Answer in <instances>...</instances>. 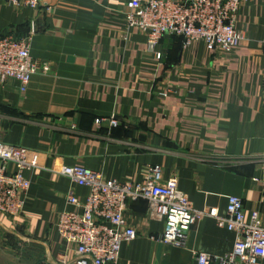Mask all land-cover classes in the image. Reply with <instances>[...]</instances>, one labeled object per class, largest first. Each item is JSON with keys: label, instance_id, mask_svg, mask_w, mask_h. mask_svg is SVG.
Instances as JSON below:
<instances>
[{"label": "crops", "instance_id": "obj_1", "mask_svg": "<svg viewBox=\"0 0 264 264\" xmlns=\"http://www.w3.org/2000/svg\"><path fill=\"white\" fill-rule=\"evenodd\" d=\"M126 10L127 0H47L38 9L0 0V36L33 31L31 54L47 70L25 91L0 82V142L29 148L38 166L25 171L22 216L0 213V264H53L66 250L59 214L80 211L68 194L85 201L90 188L53 170L63 164L132 183L161 166L207 213L178 247L161 241L165 222L148 200L128 203L137 235L123 243L119 264H198L196 252H231L236 233L215 217L226 215L231 195L243 199L247 220L264 216V0L243 3V38L225 55L164 36L158 58Z\"/></svg>", "mask_w": 264, "mask_h": 264}, {"label": "built area", "instance_id": "obj_2", "mask_svg": "<svg viewBox=\"0 0 264 264\" xmlns=\"http://www.w3.org/2000/svg\"><path fill=\"white\" fill-rule=\"evenodd\" d=\"M9 5L38 9L47 0H5ZM246 0H127L125 19L147 36L148 47L158 58V44L164 36L181 37L185 46L202 41L216 54L235 50L243 33L237 29L238 12ZM34 32L25 36H0V82L13 79L25 91L41 69L31 54ZM264 93V82H263ZM101 123L102 119L96 120ZM112 126L118 120L110 119ZM38 167L32 152L25 146L0 142V213L13 220L23 214L31 181L25 171ZM75 183L90 188L85 201L73 191L70 204L78 210L59 214L58 232L66 246L53 264H119L122 245L137 235L128 224L125 212L130 202L149 201L151 215L164 220L161 241L187 247L193 226L206 212L197 210L189 196L179 188V178H163L161 166H150L142 182L107 179L103 173L63 164L53 168ZM220 227L236 233L231 252L224 256L196 252L198 264H264V216L258 211L247 220L243 199L228 197L227 213L216 215Z\"/></svg>", "mask_w": 264, "mask_h": 264}, {"label": "trees", "instance_id": "obj_3", "mask_svg": "<svg viewBox=\"0 0 264 264\" xmlns=\"http://www.w3.org/2000/svg\"><path fill=\"white\" fill-rule=\"evenodd\" d=\"M173 37V36H172ZM174 37H176V36H174ZM179 38H181V37H179ZM183 39V38H182Z\"/></svg>", "mask_w": 264, "mask_h": 264}]
</instances>
